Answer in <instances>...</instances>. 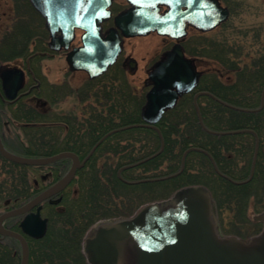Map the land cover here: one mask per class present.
<instances>
[{"label":"trees","instance_id":"1","mask_svg":"<svg viewBox=\"0 0 264 264\" xmlns=\"http://www.w3.org/2000/svg\"><path fill=\"white\" fill-rule=\"evenodd\" d=\"M15 1L17 8L24 10L21 21L28 14L42 21L29 0ZM224 1L231 13H235L237 0ZM228 23L222 26L226 27ZM252 27L245 35H240L236 49L231 47V44L235 45L234 39L216 38L209 44L201 42L202 52L192 55L196 58L200 54L201 57L208 56L221 68L205 72L197 90L181 97L177 105L163 116L157 128L134 126L144 123L141 109L146 101L145 91L137 90L123 77L122 71L115 69L110 71L112 76L108 72L96 80H89L79 92L84 102L92 97L96 99V104L90 110L85 109L80 118L40 110L33 105L32 98L26 100L23 97L8 103L0 97L2 141L17 155L44 157L72 151L85 160L105 135L115 131L78 169L69 187L59 194L61 202L56 205L49 201L43 203V215L49 219L48 231L41 239L27 237L29 264H89L83 252V241L91 229L103 222L129 218L142 206L167 200L179 189L191 185L209 188L217 209L231 211V225L238 228V222L249 224L254 230L251 235L259 233L262 223L250 219L247 213L252 198L257 199L253 200L255 210H264V108L259 112L234 110L209 95H202L197 100L202 121L209 130H250L260 138L253 179L236 185L217 174L212 159L219 171L229 178L236 181L248 179L256 148L254 133L213 135L203 129L194 104L196 92L207 91L236 107H260L264 89V28L261 24ZM39 28V24L33 29L28 22H20L0 44V65L23 59L32 84L39 83L32 94L37 98L43 96L38 54L43 55L46 49H38L42 51L38 54L31 53L30 44L45 46ZM251 31L256 32L249 35ZM56 123L67 129L64 138L54 131L58 126ZM163 143V151L158 156L119 173L124 166L158 153ZM190 148L208 154L191 151L186 156L181 174L160 181H143L179 172L183 155ZM70 166L69 158L48 165L29 166L9 161L0 154V215L28 203L63 178ZM21 219L22 216L8 218L4 225L20 231ZM237 233L242 238L251 236L240 234V228ZM21 258L22 248L18 240L12 237L0 240V264H20Z\"/></svg>","mask_w":264,"mask_h":264},{"label":"water","instance_id":"2","mask_svg":"<svg viewBox=\"0 0 264 264\" xmlns=\"http://www.w3.org/2000/svg\"><path fill=\"white\" fill-rule=\"evenodd\" d=\"M45 20V27L50 34L49 46L54 51L66 50V62L71 71H85L91 79L102 75L113 65L122 51V39L116 28L112 34L103 35L102 23L111 16L110 7L114 0H29ZM130 7L115 17V25L122 35H146L156 31L161 35H185V25L191 24L202 32H209L225 23L230 17V10L220 0H126ZM167 7L161 12L162 7ZM76 29L84 30L82 46L69 50L76 37ZM129 72L134 74L136 61L131 59ZM202 72L197 69L195 58L187 57L183 46L175 44L166 51L148 72L145 85L149 87L146 102L141 109L142 125L157 128L163 115L173 109L179 98L194 91ZM0 79L2 91L9 102L18 99L26 83L25 71L16 65H1ZM230 108L243 109L229 105L208 92ZM262 98L264 99V90ZM197 107V106H196ZM197 111L199 113L198 107ZM215 135H228L246 132V130L215 132ZM130 128V127H127ZM122 130V129H118ZM105 135L93 148L89 156L81 161L79 155L64 151L46 157H28L9 151L3 144L0 132V154L9 161L21 165L39 166L70 158L71 167L67 174L54 185L41 192L22 207L6 211L0 215V239L12 237L18 240L22 248L20 264H29L30 248L26 236L33 239L43 238L48 231L49 219L42 215V203L50 199L51 204H58L61 197L51 199L65 190L73 181L76 172L83 167ZM155 155L128 167L138 166L159 155ZM258 149V142H257ZM256 149V153H257ZM185 152L181 170L171 176L144 181H160L181 174L185 167ZM256 160V155H255ZM216 167V166H215ZM121 169V170H122ZM218 173L219 170L216 167ZM254 175V167L248 180ZM143 182V181H140ZM176 200L172 207L165 208L164 202H155L139 211L131 218L101 223L85 238L83 251L90 264H264V232L250 241L238 238H222L215 225L216 205L209 191L200 185L189 186L175 193ZM173 198V197H172ZM24 215L20 222L21 231L7 229L4 221L8 218ZM264 221V212L257 217Z\"/></svg>","mask_w":264,"mask_h":264},{"label":"rangeland","instance_id":"3","mask_svg":"<svg viewBox=\"0 0 264 264\" xmlns=\"http://www.w3.org/2000/svg\"><path fill=\"white\" fill-rule=\"evenodd\" d=\"M223 6L229 8L227 3L224 0H220ZM236 9L235 13H231L228 21V25L225 27L220 26L217 29L208 32L202 33L196 30H190L189 35H192L189 39L184 41V46L188 53L195 54L196 52L201 53V49H203V44L201 42H205L207 44L217 39L229 40L234 39L235 45H232L235 49L238 47V40H240V35H245L246 31L252 26L259 24L264 28V0H237L235 1ZM18 4L15 0H0V44L2 39L11 33L17 24L20 22H28L30 28H33L39 24V29L42 30L45 38V46H35L34 42L30 44V52L31 53H40L41 50L38 49H47L46 42L49 41L48 32L44 26V19L41 16L40 20L34 19L32 15H25L23 21L22 15H24V10L17 8ZM238 7V8H237ZM227 21V22H228ZM226 22V23H227ZM43 23V25L41 24ZM232 23V24H231ZM225 24V23H224ZM256 32V31H255ZM254 31H251L249 35H254ZM79 43V36L76 37L74 41V45ZM171 45V42L165 40L157 35H150L147 37L141 38H133L127 40L125 43V52L130 53L137 61H138V70L134 74L124 73L123 77L127 79V81L133 85L139 91H146L144 89V81L147 78V73L144 71L145 66L150 63L151 59L155 58L163 49L168 48ZM37 48V49H36ZM49 48V47H48ZM48 51V49H47ZM49 53V51H48ZM54 53H49L47 56L42 54H38L40 58V63L38 66L39 78L42 84L43 96L40 97V100L44 105L38 104L36 100L33 101V105L43 111H58L63 116L74 115L78 118L82 116V112L85 109L90 110L91 106L96 104L95 98H89L85 102L82 101V95H79V92L82 88L88 83L90 80L86 73L75 71L71 72L68 68V64L66 63L65 57L62 53L54 54L53 58L49 57ZM197 58L198 68L201 71L209 72L213 69L216 70L221 68L220 64L215 63L214 60H210L208 56ZM26 62L23 59H15L11 61L3 62L5 65H19L26 66ZM113 72V71H112ZM110 76L113 74L110 72ZM226 80H228V76H224ZM32 84V81L29 77H27L26 85L29 87ZM54 87V88H53ZM54 96H58V98H54ZM32 98V96H31ZM30 100V98L26 97V100ZM56 100V101H54ZM51 102H57L56 105L51 104ZM58 126L55 128V132L57 135H60L64 138L68 131L65 129L64 125L61 123H56ZM14 129H12V132ZM211 192V191H210ZM258 196L260 195L259 191ZM169 202L164 204L165 208H169L173 206L175 203L176 195L172 196ZM256 197V196H255ZM255 198H252V201L248 208V217L252 220H255V216H257L262 211H256ZM150 204H146L142 206L134 215H136L139 211L143 210ZM133 215V216H134ZM131 216V217H133ZM129 217V218H131ZM233 222V215L230 210L224 209L223 211H219L215 218V225L217 226V231L219 232L221 237L224 238H238L241 240L250 241L251 235L254 230L251 228L249 224L244 225L243 223L238 222L237 226L231 225ZM240 228V234L251 235L248 238H242L238 235V230ZM119 264H130L121 262Z\"/></svg>","mask_w":264,"mask_h":264},{"label":"flooded vegetation","instance_id":"4","mask_svg":"<svg viewBox=\"0 0 264 264\" xmlns=\"http://www.w3.org/2000/svg\"><path fill=\"white\" fill-rule=\"evenodd\" d=\"M127 8H129V4L126 1H124V0H115L113 2L112 6H111V18L109 20L105 21L102 24L103 35H106L107 36L109 34H112V32H110V31L112 29H114V28H117L116 25H115V16L118 15L119 13H121L122 11L126 10ZM164 10H166V7H163L162 8V11H164ZM117 30H118V35L122 39V45H123L122 51L120 52L119 56L117 57L116 62L113 65L109 66V68L107 69V71L103 75H101V76H99L97 78L103 77L106 73L112 71L113 69L118 70V71H122L124 73H129V69L131 67V61H132L131 59L132 58L135 59V58L130 53H126L125 52V43H126L127 40H130V39H133V38L147 37V36H150V35H157V36H159V37H161V38H163V39L168 40V41L171 42V45L168 48L163 49L155 58L151 59L150 63H148L145 66L144 71L148 74V72L152 70L153 65L161 58V56L166 51H168L169 49H171L177 43L183 46L184 53L187 56H189V57L190 56H193L192 54L188 53V51L186 50V48L184 46V41H186L187 39H189L192 36V35H189L190 30H196V31H198L195 27H193L189 23H187L185 25V30H186V34L185 35H180L179 34V31L176 33L177 35H161V34H159L156 31H152V32H150V33H148L146 35L126 36V35H122L120 29L117 28ZM83 34H84V30H82V29H77L76 30V37L79 36V43L76 44V45H74V42H73V44L71 46L72 48L73 47H80V46H82V40H81V38H82V35ZM48 37H49V41H50V35H49V33H48ZM49 41L46 42V46L49 47V48L47 47L49 53H51V52L54 53V54H56V53H62L64 55V57H66V51H64V50H62L60 52H54V51H52L51 48H50V46H49ZM47 49H46L45 53H43L44 56H47V54H49L48 51H47ZM54 54L50 55L49 57H52L53 58ZM135 61H136V64H137V69H136V71H137L139 66H138V61L136 59H135ZM21 67L25 71L26 77H29V74H28L29 71H28V69L25 66H21ZM71 72H75V71H71ZM80 72H83V71H80ZM84 73H86V72H84ZM87 76L89 78V75L88 74H87ZM97 78H95V79H97ZM37 87H39V83L32 84L29 87L27 85H25V88L23 89V91H21V95H20L19 99H21L23 97L24 98H26V97L27 98H31L32 94L34 93L35 88H37ZM144 89H146V90L148 89V87L145 86V81H144ZM0 97L5 102H8L6 100L5 95L3 93H1V92H0ZM32 99L36 100V102L38 104L42 103V101L40 100V98H37V97L32 96ZM261 104H262V101H261ZM263 108H264V106H263ZM254 135L256 137V148H255V153H254V157H253L251 172H252L253 167H254V175H255L256 165H257V159H258V154H259V149H260V138H259V136L256 133H254ZM257 142H258V149H257ZM256 149H257V153H256ZM255 155H256V160H255ZM212 163H213V160H212ZM215 170H216V168H215ZM217 174L220 175V176H222V177H224V178L226 177V175H224V174H221V173H218V172H217ZM250 175H251V173H250ZM250 175H249V177H250ZM249 182H247V183H249ZM256 220L258 222H261L262 223V230H261V233H260V234H262L264 232V221L261 220V219H258V218H256Z\"/></svg>","mask_w":264,"mask_h":264}]
</instances>
